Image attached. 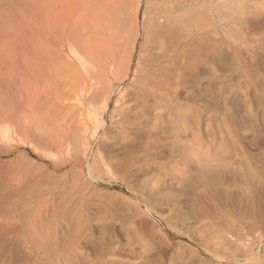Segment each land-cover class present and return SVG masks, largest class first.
I'll return each mask as SVG.
<instances>
[{"label":"rangeland","instance_id":"rangeland-1","mask_svg":"<svg viewBox=\"0 0 264 264\" xmlns=\"http://www.w3.org/2000/svg\"><path fill=\"white\" fill-rule=\"evenodd\" d=\"M3 1L2 82L21 98L10 105L0 87V121L10 130L0 140V212L13 213L0 223V264H264V0H104L119 5L106 18L88 11L91 0H68L67 28L83 29L71 46L96 85L67 41L60 46L53 32L42 44L40 24L58 30L66 0H21L12 9ZM100 19L115 42L88 37ZM168 32L179 41L175 60L150 80ZM11 39L17 45L7 49ZM58 54L66 86L55 77L52 116L40 126L36 103L20 92L26 80L30 91L38 85L31 71L25 80L24 66H55ZM130 94L138 96L128 103ZM88 107L98 120L77 128ZM63 132L71 135L67 156L54 149Z\"/></svg>","mask_w":264,"mask_h":264},{"label":"bare ground","instance_id":"bare-ground-1","mask_svg":"<svg viewBox=\"0 0 264 264\" xmlns=\"http://www.w3.org/2000/svg\"><path fill=\"white\" fill-rule=\"evenodd\" d=\"M5 1V5H6V8H7V5H9V7H11V9H12V7H16L20 2H21V0H4ZM3 1V2H4ZM34 1L35 0H33V4H34ZM54 1V0H53ZM86 1V0H85ZM31 2V1H30ZM28 3V2H27ZM1 4V3H0ZM29 5V4H28ZM1 6V5H0ZM2 6H4V4H2ZM122 6V5H121ZM30 7V6H29ZM45 7V6H44ZM43 7V5H41V3L39 4V6H38V11H39V14H41V18H42V20H43V22L44 21H46L45 20V13L46 12H43L44 10H45V8ZM117 7L119 8V5L118 6H116L115 4H114V8H116V9H114L113 8V4H106L105 2H104V0H91L90 1V6H88V11L90 12V13H92V14H94V13H99V15H100V17L101 18H106V17H109L110 15H112V16H116V13H114V11H109L110 9H114V10H116V12H117ZM21 8V7H20ZM18 9V8H17ZM1 10V9H0ZM14 10V9H13ZM27 10V9H26ZM30 10V9H29ZM62 10H64V17H63V22H61L60 23V25H58L57 26V29L58 30H56V31H54L55 29L53 28V31H52V29L51 28H49V26H47V27H44L43 26V24L44 23H42V24H40V32H39V34H40V36H41V38H46V39H42V44H46V43H49V41H47V40H49V39H51V37L54 35V33L53 32H55V35H57V37L59 38V40H60V46L63 44V43H66V41L69 43L68 45V47H72V48H70V50H71V53L74 55L73 57H75L76 59H77V61L79 62V64H80V66H81V68H82V70L87 74V76H89V79L90 80H92V82H93V84L94 85H96V83H97V81H94V80H96L97 79V77H96V75L95 74H90V73H92V68H91V66L89 65V63H86L85 62V60H84V56H82V55H80L78 52H77V50L74 48V46H71V45H74V43H75V41L77 40V38H80L81 37V34L83 33V29L82 30H79L77 27H75V26H73L72 28H70V29H68L67 28V21H69V19L71 18V15L73 16V13H71V9H69V5H68V0H66V4H65V7H64V9H62ZM87 10V9H86ZM124 10V9H123ZM2 11V10H1ZM3 11H5V10H3ZM16 11V10H15ZM12 12V11H11ZM10 12V13H11ZM22 12H26V11H22ZM87 11H85V13H86ZM1 13V12H0ZM17 13V12H16ZM15 13V14H16ZM23 13V14H24ZM3 14H4V12H3ZM47 14V13H46ZM17 15V14H16ZM30 15V14H29ZM2 16V15H1ZM4 16V15H3ZM23 16V15H22ZM31 16V15H30ZM74 16H75V14H74ZM19 17V16H18ZM4 18H6V17H4ZM13 18V17H12ZM16 18V17H15ZM28 18H30V17H28ZM32 19L34 18V14H33V16L31 17ZM11 20V19H10ZM27 20V19H26ZM50 21V20H49ZM31 22H33L32 20H31ZM52 22V21H51ZM93 22V21H92ZM91 22V23H92ZM18 23H19V21H18ZM21 23V22H20ZM20 23H19V25H20ZM41 23V22H40ZM106 23V22H105ZM3 24V23H2ZM11 24V23H10ZM24 24V23H23ZM27 24V23H26ZM46 24V23H45ZM94 24L96 25V28L94 29V30H89V35H88V37H91L92 39H97V38H100V40L102 41V42H105V43H108V44H110L111 43V41L112 42H115V39L117 38H115V33H116V31H115V33H114V29H112L113 31H111L110 29V31L107 29V27H104L103 25H104V22L103 21H101V19L100 20H98V21H96V22H94ZM21 25H22V23H21ZM20 25V26H21ZM92 25V24H91ZM13 26V25H12ZM83 26V25H82ZM117 26V25H116ZM115 26V27H116ZM25 27V26H24ZM29 27V26H28ZM53 27V26H52ZM92 27V26H91ZM5 28V27H4ZM94 28V27H93ZM109 28V27H108ZM13 31L14 30V28L13 29H8V31ZM16 30V29H15ZM18 30V29H17ZM108 30V31H107ZM27 31V30H26ZM25 31V32H26ZM15 32V31H14ZM18 33L20 32L21 33V31H17ZM24 32V31H23ZM3 33V32H2ZM11 33V32H10ZM20 33L18 34V36L20 35ZM26 34V33H25ZM24 33H23V36L25 35ZM28 34V33H27ZM16 35V34H15ZM173 35V34H172ZM172 35H171V33L170 32H168L167 34H166V36H167V39L166 40H164V42L161 44V46H160V52H161V54L158 56V58L151 64V66H150V69H148V70H146V76H147V78L148 79H150V80H153V79H156L155 81H158L157 80V78H156V76L154 75L156 72L158 73H163V71H164V68L166 67L165 65H166V63H167V61L169 60V59H172L173 58V60H175V55H176V53H177V51H178V49H179V41H177V40H173L172 39ZM1 36V35H0ZM9 36V35H8ZM12 36H14V34L12 35ZM17 36V35H16ZM15 36V37H16ZM3 37V36H2ZM0 38L1 39V42H2V40H4L3 38ZM4 37H5V35H4ZM21 37V36H20ZM28 37V36H27ZM27 37H25L26 39H27ZM30 37V36H29ZM28 37V38H29ZM11 38V37H10ZM16 39V38H15ZM20 39V38H19ZM30 40H31V38H29ZM35 39H36V37H35ZM39 39V38H38ZM38 39H37V42H38ZM12 40V39H11ZM10 40V41H11ZM33 40V39H32ZM46 40V41H45ZM13 41V43L11 44V43H9L7 46V49L8 48H12L13 46H16L17 45V41H14V40H12ZM50 41H52V40H50ZM4 42V41H3ZM3 42L1 43V45H0V48L2 49V51L4 50V46L7 44H3ZM7 42V41H6ZM24 42H26V41H24ZM34 42V41H33ZM39 43V42H38ZM27 44H29L28 42H27ZM33 43H31V45H32ZM52 44H53V42H52ZM59 44V43H58ZM24 45V44H23ZM26 45V44H25ZM24 45V47H26ZM35 45V44H34ZM22 46V45H21ZM29 46V45H28ZM39 46L41 47V45L39 44ZM56 46V45H55ZM58 46V45H57ZM6 47V46H5ZM45 47V53L47 52V55H48V52L49 51H47V48H48V46H44ZM59 47V46H58ZM112 47H114V46H112ZM60 48V47H59ZM6 49V50H7ZM14 49V48H13ZM12 49V50H13ZM62 49V48H61ZM10 50V49H9ZM8 50V53L10 54V51ZM11 50V51H12ZM17 50V49H16ZM19 50V49H18ZM41 50V49H40ZM39 50V51H40ZM43 50H44V48H43ZM114 50V49H113ZM39 51H38V53H39ZM56 51V50H55ZM26 52V51H25ZM41 52V51H40ZM51 53H52V51H50ZM7 53V52H6ZM22 53H23V50H22ZM37 53V52H36ZM51 53H49V54H51ZM55 53V52H54ZM62 53V52H61ZM112 53V52H111ZM1 54V53H0ZM4 54V55H3ZM12 54V53H11ZM14 54H15V52H14ZM31 54H32V52H31ZM30 54V55H31ZM34 54H35V52H34ZM2 55H3V57H6L7 58V56L5 55V51H3L2 52ZM2 55H0V57L2 56ZM20 55V54H19ZM22 55V54H21ZM27 56H28V53L26 54ZM26 55H24V56H26ZM29 55V56H30ZM41 55H43V54H40V56ZM53 55V54H52ZM59 55V56H58ZM58 55H56V57L55 58H57V57H60V60L62 61V63L60 62V61H58V62H60V63H57L56 62V65L54 66V65H52V64H50L51 63V61H50V63H46V62H42V63H40L39 61V63H40V65L39 66H37V68H34L33 67V69L31 70V67L29 66V62H27L28 64H26L25 63V66H24V64H23V66H24V70H25V80L27 79V77H29L28 75H30L29 74V71H31L32 73H35V76L37 77V83H38V85H37V89H35L34 88V91H30V88H31V83H30V77H29V79L30 80H26L25 81V83H23L24 84V89L26 90V92L25 91H20V92H24L25 93V95L23 96L24 98H25V101L27 102V103H33V102H35L36 103V106H35V108H36V116L35 117H37L38 116V121H39V123L41 124H39L40 126H45L46 124H45V120L46 119H48V116L50 115V116H52L51 114H50V107H49V101L51 102V95H52V92L50 91V86H51V84H53V83H55L56 82V79H55V77L56 78H59L60 80H59V84H57V85H59V87L60 88H63V86H66V79H67V74H66V69H67V63H66V60H64V58H63V56L62 55H64V54H58ZM112 55V54H111ZM10 56V55H9ZM13 57H15L14 55H12ZM12 56H10V58L12 57ZM26 56V57H27ZM49 56V55H48ZM2 57V60L0 61V87L2 88V89H7L6 88V86L8 85H4V83L2 82V68L4 67L3 66V64L5 65V63H3V58ZM18 57V56H17ZM49 57H51L52 58V56H49ZM19 58V57H18ZM20 58H22V57H20ZM19 58V59H20ZM25 58V57H24ZM43 58V57H42ZM11 59H13V58H11ZM27 59V58H26ZM36 59H38V58H36ZM44 59H48V58H46L45 56H44ZM54 59V58H53ZM58 59V58H57ZM7 60L9 61V59L7 58ZM18 60V59H17ZM22 60V59H21ZM52 60V59H51ZM13 62H12V64H15L14 63V60H12ZM20 61V60H19ZM23 61H25V60H22L21 62H23ZM28 61V60H27ZM30 61H32V60H30ZM48 61H49V59H48ZM76 61V60H75ZM11 62V61H10ZM18 62V61H17ZM109 62V61H108ZM31 63V62H30ZM35 63V62H34ZM19 64H21V63H19ZM18 64V65H19ZM55 64V63H54ZM107 64V63H106ZM115 64V62L113 63V65ZM38 65V64H37ZM9 66H11V65H9ZM22 66V65H21ZM7 68H8V66H7ZM10 68V67H9ZM15 69V68H14ZM18 69V68H17ZM76 69V68H75ZM3 70H5V69H3ZM8 70V69H7ZM6 70V71H7ZM9 71V70H8ZM17 71V70H16ZM95 70H93V72H94ZM4 72V71H3ZM13 72H14V70H13ZM8 73H10V72H8ZM20 73V72H19ZM23 73L24 72H22V74L21 75H23ZM31 73V74H32ZM153 74V75H152ZM14 75V74H13ZM5 76H6V74H5ZM15 76V75H14ZM19 77H20V75H19ZM38 77L39 78H42V80H40V81H38ZM9 78V77H8ZM7 78V79H8ZM23 79V78H22ZM34 79V78H33ZM51 79V80H50ZM20 80V79H19ZM7 81H9V80H7ZM12 81V80H11ZM62 81H64V82H62ZM10 82V81H9ZM13 82V81H12ZM95 82V83H94ZM18 83V82H17ZM20 83V82H19ZM90 83V82H89ZM11 84V83H10ZM12 85H14V83L12 84ZM12 85H11V87H12ZM16 85V84H15ZM56 85V84H55ZM84 85V84H83ZM17 86H21V85H16V87ZM34 86V85H33ZM32 86V87H33ZM80 86H82V85H80ZM8 87V86H7ZM49 87V88H48ZM68 87V86H67ZM95 87V86H94ZM13 88H15V87H13ZM47 88L49 89V91H47ZM21 89H23V88H21ZM1 90V89H0ZM10 89H7V93H6V95H7V97H8V99H6V100H8L9 101V104L10 105H12V106H14V104L16 105V102H17V98H16V96H19V95H15L14 93H12V92H10L9 91ZM18 90V89H17ZM58 91V90H57ZM79 91V90H78ZM90 91V90H89ZM15 92V91H14ZM17 92V91H16ZM48 92V93H47ZM64 91H62V93H63ZM83 92V91H82ZM23 93V94H24ZM58 93H61V92H58ZM79 93H81V92H79ZM53 94H56V93H54L53 92ZM78 94V93H77ZM84 94V93H83ZM82 93H81V95H83ZM125 94V95H124ZM123 95H124V97L126 96V93H124ZM128 94V93H127ZM6 95H1V93H0V96H3V97H5V98H7L6 97ZM21 96V95H20ZM19 96V97H20ZM52 96H54V95H52ZM57 96V95H56ZM66 96V95H65ZM65 96H63L62 94H61V97H60V100H62V99H64V98H62V97H65ZM75 96H76V94H75ZM138 95L137 94H130V95H128L127 96V98H126V100L125 99H123L124 101H127L128 103H130L131 101H133V100H135L136 99V97H137ZM3 97L1 98V99H3ZM77 97V96H76ZM75 97V98H76ZM78 97H80V96H78ZM81 97H83V96H81ZM4 98V99H5ZM21 98V97H20ZM20 98L18 99V102H19V100H20ZM74 98V97H73ZM75 98H74V100H75ZM53 99H56L57 101L59 100V98H53ZM2 101V100H1ZM8 101L7 102H5V100H3V104L4 103H6V106L7 105H9V104H7L8 103ZM54 102V101H53ZM56 102V101H55ZM77 102H79V103H81L82 104V102H81V100H77ZM107 102H108V96L105 98V100H104V102H103V104H102V108H105L106 107V105H107ZM127 102H125V103H127ZM3 104H1V105H3ZM25 105V102L24 103H22V105ZM52 104V103H51ZM5 105V104H4ZM9 105V107L11 108V106ZM20 105V104H19ZM57 105V104H56ZM129 105V104H128ZM126 106L127 108H126V111L124 112V113H121L122 114V116L119 114V117H118V121L116 122L117 124H114V125H116V128L117 129H122V127H123V117H126L127 115H128V108H129V106ZM26 106H27V104H26ZM33 106V105H32ZM8 107V108H9ZM20 107V106H19ZM2 108V107H1ZM28 108H29V106H28ZM27 108V109H28ZM45 108H46V111H45ZM48 108H50V109H48ZM53 108V107H52ZM54 108H55V106H54ZM6 109V108H5ZM5 109H0V110H4V113H7V112H5ZM16 109V108H15ZM15 109H14V111H15ZM18 109V108H17ZM19 109H21V108H19ZM31 110V108L30 109H28V111H30ZM33 110H34V108H33ZM52 110V109H51ZM21 111V110H20ZM19 110H18V113L20 112ZM54 111V110H53ZM24 112V111H23ZM31 112H32V110H31ZM30 112V113H31ZM81 112V111H80ZM1 114H2V112H0ZM55 113V112H54ZM0 114V115H1ZM16 114V113H15ZM32 114H33V112H32ZM35 114V113H34ZM53 114V113H52ZM80 114V121L78 122V125H76V127L78 128V127H83V126H85V124H86V121H87V119H91L92 121L94 120V121H97L98 120V115L96 114V112H95V110H93L91 107H88L87 108V110H86V112L85 113H79ZM13 115V114H12ZM19 115V114H18ZM18 115H16V116H18ZM79 116V115H78ZM121 116V117H120ZM5 117V116H4ZM20 117V116H19ZM53 117H55L56 118V116L55 115H53ZM10 118H13V116H11ZM14 118H15V115H14ZM78 118V119H79ZM16 119V118H15ZM14 119V120H15ZM76 119V118H75ZM117 119V118H116ZM2 120H3V118L1 119V121H0V140L1 141H4V140H7V139H9V135H10V130H9V128H8V126H7V124H1V122H2ZM12 120V119H11ZM16 120H19V119H16ZM53 121V120H52ZM16 122V121H15ZM75 122V121H74ZM88 122V121H87ZM50 123H51V121H50ZM18 125H19V123H18ZM21 125H22V123H21ZM54 126H55V124H53ZM19 127V126H18ZM44 128V127H43ZM70 128H72V127H70ZM41 130V129H40ZM45 130V129H44ZM54 130V129H53ZM56 130V129H55ZM48 134V133H47ZM69 134H70V132H69ZM67 132H63V134L62 135H60L58 138V143H56L57 145L55 146L56 148H54L55 149V151H57V153L59 154V155H62V156H67V154H68V152L69 151H71L72 149H73V147L71 148V143H70V141H71V135H69ZM56 135V134H55ZM44 136V135H43ZM53 136V135H52ZM57 136V135H56ZM38 140V139H37ZM50 141H52V140H50ZM54 143V142H53ZM74 157L75 158H77V159H79L81 162L84 160V153H82V154H74ZM4 186V185H3ZM4 197V192L2 191V189L0 188V209L4 206H2V204H1V199ZM12 211V210H11ZM16 211V210H15ZM15 211H12V212H15ZM10 214H13V213H11V212H7L6 210H3L2 209V212H0V223H2V222H4V220L6 221V219L10 216ZM6 218V219H5ZM12 230V229H11ZM2 231V230H1ZM2 235V234H1ZM0 235V236H1ZM43 240V239H42ZM74 260H76L77 259V261H78V257H77V255L76 254H74ZM125 261V260H124ZM135 263V262H134ZM79 264V263H78ZM120 264H125L124 262H122V263H120ZM127 264V263H126Z\"/></svg>","mask_w":264,"mask_h":264}]
</instances>
